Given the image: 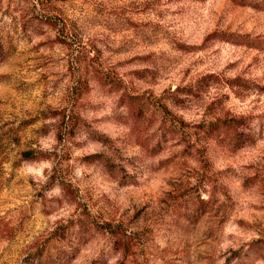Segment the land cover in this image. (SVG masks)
Returning <instances> with one entry per match:
<instances>
[{
  "label": "rangeland",
  "instance_id": "1",
  "mask_svg": "<svg viewBox=\"0 0 264 264\" xmlns=\"http://www.w3.org/2000/svg\"><path fill=\"white\" fill-rule=\"evenodd\" d=\"M0 264H264V0H0Z\"/></svg>",
  "mask_w": 264,
  "mask_h": 264
},
{
  "label": "trees",
  "instance_id": "2",
  "mask_svg": "<svg viewBox=\"0 0 264 264\" xmlns=\"http://www.w3.org/2000/svg\"><path fill=\"white\" fill-rule=\"evenodd\" d=\"M209 124H211L212 126H213V125H214V126L217 125V123H216L215 121H211Z\"/></svg>",
  "mask_w": 264,
  "mask_h": 264
}]
</instances>
